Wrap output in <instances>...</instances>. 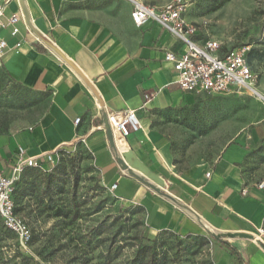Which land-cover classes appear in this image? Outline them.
<instances>
[{
    "label": "crops",
    "instance_id": "obj_1",
    "mask_svg": "<svg viewBox=\"0 0 264 264\" xmlns=\"http://www.w3.org/2000/svg\"><path fill=\"white\" fill-rule=\"evenodd\" d=\"M170 1L8 0L4 20L19 14L20 34L13 38L8 27L1 35L12 48L22 45L6 52L0 68L25 89L46 95L48 107L35 126L0 136V171L12 175L21 147L37 157L84 141L104 184L117 185L113 192L121 201L143 209L151 233L212 231L235 250L216 240L218 264H264L258 242L264 191L244 178L245 147L228 145L213 164H183L174 151L166 119L197 96L175 84L164 54L185 47L158 23L138 28L131 18L135 2L161 8ZM146 94L152 95L148 104ZM125 110L136 111L142 129L122 150L116 135L111 146L104 126L110 113ZM118 157L182 206L123 171Z\"/></svg>",
    "mask_w": 264,
    "mask_h": 264
},
{
    "label": "rangeland",
    "instance_id": "obj_2",
    "mask_svg": "<svg viewBox=\"0 0 264 264\" xmlns=\"http://www.w3.org/2000/svg\"><path fill=\"white\" fill-rule=\"evenodd\" d=\"M186 1L196 39L249 47L257 80L253 90L200 95L174 109L166 122L177 159L213 164L240 142L247 151L244 178L258 185L264 179V0ZM47 107L46 95L25 89L0 68V136L35 126ZM54 159L27 168L17 182V211L31 238L23 244L0 217V264H218V243L206 231L151 233L143 209L104 184L84 141L63 147ZM261 233L264 242V226Z\"/></svg>",
    "mask_w": 264,
    "mask_h": 264
},
{
    "label": "built area",
    "instance_id": "obj_3",
    "mask_svg": "<svg viewBox=\"0 0 264 264\" xmlns=\"http://www.w3.org/2000/svg\"><path fill=\"white\" fill-rule=\"evenodd\" d=\"M7 4L8 0L0 1V61L8 50L18 49L22 45L19 41L12 48L1 35V31L8 27L11 28L10 35L13 38L20 34L19 14H13L4 20ZM186 10V0H171L161 8L135 2L131 13L132 21L138 28L153 21L184 45V51L170 49L164 54V61L171 65L175 73V84L183 92L197 97L234 94L245 89L253 90L257 77L248 59L249 47H224L213 39L197 40V29L186 20ZM151 100L152 95L146 94L145 104ZM80 120L78 118L76 124H79ZM108 123L114 135L118 131L124 140L142 129L140 119L134 110L110 113ZM18 155L11 167L12 175L0 174V217L4 226L25 244L31 238V231L16 212L13 199L15 185L26 168H42L45 164L54 163L56 153L29 157L26 150L21 147ZM207 176L210 177L211 174L208 173ZM116 187L117 185L111 187L110 191L113 192ZM256 188L264 191V179L256 185ZM248 192L247 189L243 190L244 195Z\"/></svg>",
    "mask_w": 264,
    "mask_h": 264
},
{
    "label": "water",
    "instance_id": "obj_4",
    "mask_svg": "<svg viewBox=\"0 0 264 264\" xmlns=\"http://www.w3.org/2000/svg\"><path fill=\"white\" fill-rule=\"evenodd\" d=\"M23 1V0H22ZM24 9V7H23ZM25 15H26V22L27 24L30 26V21L29 18L26 14V10L24 9ZM56 50V49H55ZM60 54V53H59ZM61 55V54H60ZM62 56V55H61ZM64 58V57H63ZM105 130L107 131V136H108V140L111 144L112 147H116V141H115V135L114 132L112 130V128L110 127L109 123H108V119H105ZM118 162L121 165V168L123 169V171L127 172L130 176L135 177L136 179H138L141 183L149 186L151 189H153L154 191H156L157 193H160L162 195H164L165 197L169 198L170 200L174 201L175 203H177L178 205L182 206L180 203H178V201H176V199H174L173 197H171L168 194L163 193L157 186H155L154 184L150 183L149 181H147L144 177L138 175L137 173H135L128 165L127 163L121 158L118 157ZM210 234L215 238V239H222V236L213 233L212 231H210ZM241 237H245V238H249V239H254L255 237L251 234H240ZM234 237V236H233ZM259 244L262 246V248L264 249V242H262L261 240H258Z\"/></svg>",
    "mask_w": 264,
    "mask_h": 264
},
{
    "label": "trees",
    "instance_id": "obj_5",
    "mask_svg": "<svg viewBox=\"0 0 264 264\" xmlns=\"http://www.w3.org/2000/svg\"><path fill=\"white\" fill-rule=\"evenodd\" d=\"M250 55H251V53L249 52V54H248L249 62L251 61V60H250ZM250 64H251V62H250ZM251 66H252V65H251ZM26 169H27V168H26ZM26 169H25V170H26ZM25 170H24V171H25ZM16 184H17V183H16ZM15 190H16V185H15ZM14 196H15V191H14V194H13V199H14V202H15V198H14ZM15 205H16V202H15ZM16 212L18 213V211H17V206H16ZM213 238H214V237H213ZM214 239H215V238H214ZM215 240L221 242V244H223L224 246L230 248L232 251L235 252V250L230 246V244H229L227 241H225V240H223V239H215Z\"/></svg>",
    "mask_w": 264,
    "mask_h": 264
},
{
    "label": "bare ground",
    "instance_id": "obj_6",
    "mask_svg": "<svg viewBox=\"0 0 264 264\" xmlns=\"http://www.w3.org/2000/svg\"><path fill=\"white\" fill-rule=\"evenodd\" d=\"M255 94L257 95V92H255ZM258 95L260 96V94H258ZM115 135H116L117 144L120 147V149H122V150L125 149L127 147L125 140L122 138V136L120 135V133L118 131H116Z\"/></svg>",
    "mask_w": 264,
    "mask_h": 264
}]
</instances>
